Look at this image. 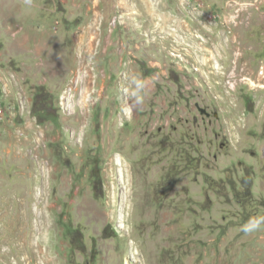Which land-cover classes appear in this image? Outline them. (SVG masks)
<instances>
[{"label": "rangeland", "instance_id": "obj_1", "mask_svg": "<svg viewBox=\"0 0 264 264\" xmlns=\"http://www.w3.org/2000/svg\"><path fill=\"white\" fill-rule=\"evenodd\" d=\"M255 216L264 0H0V264H264Z\"/></svg>", "mask_w": 264, "mask_h": 264}, {"label": "clouds", "instance_id": "obj_2", "mask_svg": "<svg viewBox=\"0 0 264 264\" xmlns=\"http://www.w3.org/2000/svg\"><path fill=\"white\" fill-rule=\"evenodd\" d=\"M140 86L142 87V84H140ZM262 229H264V216L251 217L245 224L242 225V231L246 234H251Z\"/></svg>", "mask_w": 264, "mask_h": 264}, {"label": "bare ground", "instance_id": "obj_3", "mask_svg": "<svg viewBox=\"0 0 264 264\" xmlns=\"http://www.w3.org/2000/svg\"><path fill=\"white\" fill-rule=\"evenodd\" d=\"M118 164L121 166L119 170H120V171H124V168H125V167H123V166H124L123 163L118 162Z\"/></svg>", "mask_w": 264, "mask_h": 264}]
</instances>
